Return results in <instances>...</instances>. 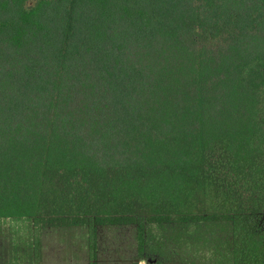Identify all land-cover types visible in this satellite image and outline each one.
<instances>
[{
  "label": "trees",
  "instance_id": "trees-1",
  "mask_svg": "<svg viewBox=\"0 0 264 264\" xmlns=\"http://www.w3.org/2000/svg\"><path fill=\"white\" fill-rule=\"evenodd\" d=\"M139 218L264 264V0H0V221Z\"/></svg>",
  "mask_w": 264,
  "mask_h": 264
},
{
  "label": "rangeland",
  "instance_id": "rangeland-1",
  "mask_svg": "<svg viewBox=\"0 0 264 264\" xmlns=\"http://www.w3.org/2000/svg\"><path fill=\"white\" fill-rule=\"evenodd\" d=\"M224 221L101 225L91 262L85 226L40 229V260L32 259L31 219L0 221V264H231Z\"/></svg>",
  "mask_w": 264,
  "mask_h": 264
}]
</instances>
